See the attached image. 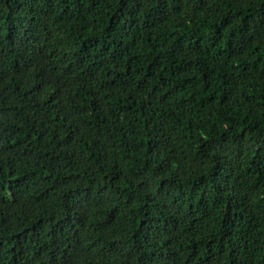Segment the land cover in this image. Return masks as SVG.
<instances>
[{"label":"trees","instance_id":"obj_1","mask_svg":"<svg viewBox=\"0 0 264 264\" xmlns=\"http://www.w3.org/2000/svg\"><path fill=\"white\" fill-rule=\"evenodd\" d=\"M0 264H264V0H0Z\"/></svg>","mask_w":264,"mask_h":264}]
</instances>
